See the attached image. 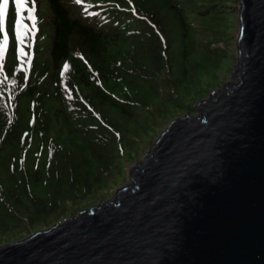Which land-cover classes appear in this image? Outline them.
Listing matches in <instances>:
<instances>
[{
	"label": "trees",
	"instance_id": "trees-1",
	"mask_svg": "<svg viewBox=\"0 0 264 264\" xmlns=\"http://www.w3.org/2000/svg\"><path fill=\"white\" fill-rule=\"evenodd\" d=\"M236 5L26 0L18 42L9 0L0 33L8 35L0 52V245L98 202L122 175L126 150L194 111L227 57L221 43L232 36Z\"/></svg>",
	"mask_w": 264,
	"mask_h": 264
},
{
	"label": "water",
	"instance_id": "water-1",
	"mask_svg": "<svg viewBox=\"0 0 264 264\" xmlns=\"http://www.w3.org/2000/svg\"><path fill=\"white\" fill-rule=\"evenodd\" d=\"M231 79L174 118L111 199L0 245V264H264V0H236Z\"/></svg>",
	"mask_w": 264,
	"mask_h": 264
},
{
	"label": "rangeland",
	"instance_id": "rangeland-1",
	"mask_svg": "<svg viewBox=\"0 0 264 264\" xmlns=\"http://www.w3.org/2000/svg\"><path fill=\"white\" fill-rule=\"evenodd\" d=\"M237 11H238V5H236L235 10L232 11V15H229V17H231V23H229L230 29L232 31V36L231 38H227L226 40V44L221 43V46L225 48V51L227 53V57L226 59L223 61L221 68L218 70V72L216 73V75L211 78L210 82H209V87L206 90V92H204L202 99L198 100L197 103L201 100L207 99V97L210 94V91L213 90H217L220 86H222L225 83L233 82V79H231V71L233 66L236 64V46H235V42H236V36L238 33V21H237ZM210 78V77H208ZM196 105V104H195ZM194 105V106H195ZM186 114H190V115H196V111L194 109V111L192 112H187V113H182L179 115H176L175 117H171L170 119H167L164 123V125H159V130L156 132H152L148 139L141 144L140 147H138L137 151H132V150H126L127 153L125 154V156L122 158V162H121V166H122V175L117 176L112 182L111 184V190L106 192V194L103 196L101 200H107V199H111L114 196L115 191L117 190V188L124 186L126 184L129 183V170L134 166L135 161L137 159H141L143 157V154L146 153V151L150 148H152L154 141L157 139V137L162 133V131L167 127V125L171 122V120H173L176 117H181L184 116ZM135 157H137V159H135ZM134 158V159H133ZM98 201V202H99ZM98 202L94 203L97 204ZM92 204V205H94ZM91 206V205H90ZM78 211H76L74 214H76ZM28 235L24 236L27 237ZM22 237V238H24ZM21 238V239H22ZM3 244V243H2ZM5 244V243H4Z\"/></svg>",
	"mask_w": 264,
	"mask_h": 264
},
{
	"label": "snow or ice",
	"instance_id": "snow-or-ice-1",
	"mask_svg": "<svg viewBox=\"0 0 264 264\" xmlns=\"http://www.w3.org/2000/svg\"><path fill=\"white\" fill-rule=\"evenodd\" d=\"M80 0H77V3H79ZM11 3L14 5L15 7V35H16V40L19 42L21 41V37H22V27L23 25L21 24V10L24 9L26 7V0H11ZM8 5H9V0H0V33L4 32V19L6 16V12L8 9ZM29 18L32 20H35V16L32 15V9L29 8ZM8 42V35L5 33L3 35V38L0 39V52H2L5 48V46L7 45ZM17 50L19 51V46L17 45Z\"/></svg>",
	"mask_w": 264,
	"mask_h": 264
}]
</instances>
